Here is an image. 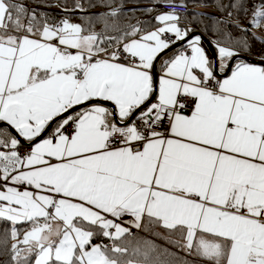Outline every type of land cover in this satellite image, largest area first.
<instances>
[{
  "label": "snow or ice",
  "instance_id": "obj_1",
  "mask_svg": "<svg viewBox=\"0 0 264 264\" xmlns=\"http://www.w3.org/2000/svg\"><path fill=\"white\" fill-rule=\"evenodd\" d=\"M180 16L161 13L163 26H134L110 49L103 34L0 0V122L18 134L0 127V218L31 223L22 240L12 228L17 264L33 253L124 264L127 249L93 241L128 233L116 219L129 214L210 264H264V54L230 68L249 46L217 41V67ZM262 22L264 0L251 24ZM182 41L157 85L154 63Z\"/></svg>",
  "mask_w": 264,
  "mask_h": 264
},
{
  "label": "trees",
  "instance_id": "obj_2",
  "mask_svg": "<svg viewBox=\"0 0 264 264\" xmlns=\"http://www.w3.org/2000/svg\"><path fill=\"white\" fill-rule=\"evenodd\" d=\"M13 2L28 9L29 16L34 12L41 23L45 17L48 23H59L64 19L75 20L76 24L85 29V34L88 31L103 34L105 46L110 49L124 33H130L134 26L142 28V33L156 28L160 22L155 17L167 11L161 7L162 4L182 3L186 9L175 10L181 14L180 26L187 27L192 33H202L215 49L216 42L220 41L221 46H232L238 50L242 47L239 42L243 40L249 47L240 54L259 61L264 54V37L255 32L256 28L264 32V22L258 27L251 24L254 7L259 6L261 0H30L33 8L28 7L27 0ZM202 5H210L215 10H201ZM92 6H99L100 9L93 10ZM113 9H119L115 16L102 15ZM113 37L116 39H109ZM186 45L185 43L173 49L171 54ZM9 131L13 134L11 129ZM21 146L24 144L21 143ZM13 227L20 233L17 239L22 240L24 232L31 228V223L20 222L13 225L11 221L0 218V264H17L13 259L12 245L17 242L11 236ZM93 242L127 249L124 253L117 254L124 264H210L207 258L189 252L182 246L184 241L179 234L164 228L162 224L142 225L136 232L125 233L115 240L100 235ZM35 258L33 253L28 264H33Z\"/></svg>",
  "mask_w": 264,
  "mask_h": 264
},
{
  "label": "crops",
  "instance_id": "obj_3",
  "mask_svg": "<svg viewBox=\"0 0 264 264\" xmlns=\"http://www.w3.org/2000/svg\"><path fill=\"white\" fill-rule=\"evenodd\" d=\"M175 7H178V6H173V5H170V6H167V7H165L164 9H166L167 10V12H168V10H172V9H174ZM176 9V8H175ZM178 10H181V9H178ZM161 26H163L161 23L156 27V28H158V27H161ZM156 28H153V29H151V30H148V31H152V30H155ZM147 30H146V32H148ZM259 33H262V31H260V30H257ZM146 32H144V33H142L141 35H143V34H145ZM138 38V37H137ZM127 42V41H126ZM187 44V43H186ZM201 44H202V46L205 48V50H206V52H208L209 53V55H210V58L213 60V57H212V55H211V52L209 51V49H208V47L204 44V42L201 40ZM182 46V45H181ZM185 47H187V45L185 46ZM185 47H183V48H185ZM182 49V48H181ZM180 49V50H181ZM179 50V51H180ZM172 51V50H171ZM171 51H168V50H166L164 53H162L161 54V57H160V59H159V61H158V65H157V78L155 79L154 78V81L156 82V84L158 85V82H159V77L163 74V71H164V69H163V60H165V59H167L168 57H170V56H172L173 54H171ZM179 51H177V52H179ZM216 51H217V49H216ZM177 52H175V53H177ZM174 53V54H175ZM217 56H218V51H217ZM240 61V60H239ZM239 61H236V62H239ZM120 62H124L123 60H121ZM235 62V63H236ZM247 62V61H246ZM235 63H234V65H233V67L232 68H234L235 67ZM250 63V62H249ZM155 64V63H154ZM218 66H219V57H218ZM153 76H154V69H153ZM219 78H223V76H218ZM109 103H111L112 104V102H109ZM113 105V104H112ZM107 107H109V108H112L111 106H109V105H106ZM114 106V105H113ZM86 107H88V105H86V106H84V107H81V108H86ZM80 108V109H81ZM77 111H79V109L77 110ZM0 123H2V122H0ZM14 134V133H13ZM25 146V145H24ZM28 146H29V144H28ZM30 147V146H29ZM109 218H111L110 216H109ZM116 222L117 223H122V226H124V227H127V228H129V232H131V233H134V232H136V230H139L140 228H137V227H135V224H134V217H132L130 214L129 215H125L124 217H122V218H117L116 219Z\"/></svg>",
  "mask_w": 264,
  "mask_h": 264
},
{
  "label": "water",
  "instance_id": "obj_4",
  "mask_svg": "<svg viewBox=\"0 0 264 264\" xmlns=\"http://www.w3.org/2000/svg\"><path fill=\"white\" fill-rule=\"evenodd\" d=\"M174 6H178V7H183L185 5H178V4H175ZM195 35H200L201 36V40L204 42V44L208 47L209 51L211 52V55L213 57V60L215 61L216 63V66L218 67V56H217V51L214 47V45L211 43V41L204 35H202V33L200 32H195L194 33ZM187 43V41H182V42H177L176 44H174L170 49H168V51H171L183 44ZM166 53V52H165ZM161 57V56H160ZM160 57L157 58V61L155 62L154 64V78L156 79L157 78V65H158V61L160 59ZM239 60H243V61H247V62H250V63H260L261 60H256V59H253L251 57H248V56H245V55H242V54H239V57L238 58H234V60L232 62H230V68L233 67L234 63L236 61H239ZM225 74H221V73H218V76H223ZM106 105H109L111 106L112 108L114 107L111 103L109 102H104ZM86 105H82V106H79L76 110H80L81 107H84ZM66 115V114H65ZM54 126V125H53ZM0 127H8L9 129H11V131L14 133V135H17L18 134L15 132L14 129H12L10 126H7L6 124L4 123H0ZM51 130V128L49 129V131ZM19 139H21V143L26 145V144H29L27 141H25L23 138L21 137H18Z\"/></svg>",
  "mask_w": 264,
  "mask_h": 264
},
{
  "label": "rangeland",
  "instance_id": "obj_5",
  "mask_svg": "<svg viewBox=\"0 0 264 264\" xmlns=\"http://www.w3.org/2000/svg\"><path fill=\"white\" fill-rule=\"evenodd\" d=\"M27 1H29V2H27L26 4L28 5V7H30V8H33L34 6L31 4V2H30V0H27ZM178 5H184V4H182V3H177ZM165 5H167V6H170V5H175V3L174 4H169V3H167V4H165ZM56 8H58L57 6H56ZM91 8H93V10H96V11H98V9H100V7L99 6H92ZM176 8V9H175ZM174 9L175 10H178V9H186V6H183V7H175ZM201 8V10H205V11H208V12H211V11H214L215 9H213L210 5H202V7H200ZM171 10V9H170ZM173 10V9H172ZM164 12H167V11H163L162 13H164ZM70 22H72V23H76L75 22V20L73 21V20H71V19H68ZM257 30H260V31H262V33H259ZM255 32L258 34V35H260V36H262V37H264V32H263V30L262 29H260V28H256L255 29ZM127 40H125V41H122V42H126ZM114 45H116V44H114ZM29 230V229H28ZM185 251H187V250H185ZM33 264H35V260H34V262H33ZM129 264H141V263H139V262H130Z\"/></svg>",
  "mask_w": 264,
  "mask_h": 264
},
{
  "label": "built area",
  "instance_id": "obj_6",
  "mask_svg": "<svg viewBox=\"0 0 264 264\" xmlns=\"http://www.w3.org/2000/svg\"><path fill=\"white\" fill-rule=\"evenodd\" d=\"M161 7H167V5H165V4H162L161 5ZM167 35H169V36H171L172 34H167ZM116 45H114L113 47H115ZM113 47H111V48H113ZM123 60V59H122ZM124 62H126L125 60H123ZM69 131H71V128H69ZM30 150V147L28 146V145H25V146H21L20 147V151L22 152V153H26V152H28Z\"/></svg>",
  "mask_w": 264,
  "mask_h": 264
}]
</instances>
